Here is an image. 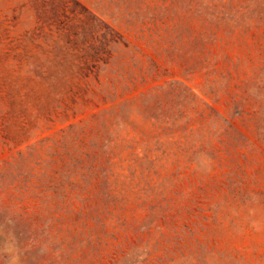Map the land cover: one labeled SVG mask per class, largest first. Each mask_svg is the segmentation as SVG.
<instances>
[{
    "label": "rangeland",
    "instance_id": "374dc122",
    "mask_svg": "<svg viewBox=\"0 0 264 264\" xmlns=\"http://www.w3.org/2000/svg\"><path fill=\"white\" fill-rule=\"evenodd\" d=\"M0 229L21 264H264V0H0Z\"/></svg>",
    "mask_w": 264,
    "mask_h": 264
},
{
    "label": "clouds",
    "instance_id": "9594fccd",
    "mask_svg": "<svg viewBox=\"0 0 264 264\" xmlns=\"http://www.w3.org/2000/svg\"><path fill=\"white\" fill-rule=\"evenodd\" d=\"M4 232L0 229V237H4ZM0 256H6L7 264H21V250L16 246L14 234H9L2 245H0Z\"/></svg>",
    "mask_w": 264,
    "mask_h": 264
}]
</instances>
